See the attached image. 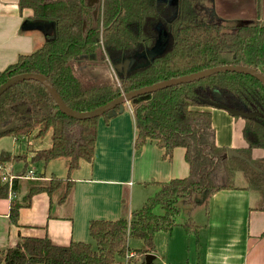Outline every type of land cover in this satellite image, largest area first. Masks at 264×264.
Instances as JSON below:
<instances>
[{
  "label": "trees",
  "instance_id": "trees-1",
  "mask_svg": "<svg viewBox=\"0 0 264 264\" xmlns=\"http://www.w3.org/2000/svg\"><path fill=\"white\" fill-rule=\"evenodd\" d=\"M18 3L21 10L29 9L33 18L53 21L54 34L39 49L19 55L15 63L0 72V85L15 75L42 74L65 105L78 112L102 107L121 93L216 66L240 65L264 74L263 26L259 29L239 27L234 32L203 42L194 36H181L177 33L178 26L184 21L195 22L191 1L181 0L173 23L175 31L171 48L166 54L126 79H120L119 84L86 85L76 74L77 59L103 53L111 57L129 53L139 44H150L151 32L146 30L160 17L156 0H55L46 5L41 0H18ZM197 87L242 93L264 110V86L248 75L237 73H218L132 99L135 150L148 139L156 140L163 148L164 156L171 158L173 149L181 147L189 166L188 176L159 184V191L128 219L90 221L89 242H72L62 247L52 244L47 237H21L15 246L0 249V264H121L123 260L145 264V255L155 251V234L170 233L178 225L179 198H183L180 204L189 205L193 203L192 196H209L219 190L235 189L234 174L245 172L241 165L252 173L250 186L262 190L264 196V171L257 173L236 158H226L227 148L215 143L212 112L206 110L205 105L196 103L194 90ZM19 105H27V111L17 116L21 124L0 137H25L37 129L35 138L49 134L50 147L37 150L30 163L46 165L65 158L68 164L65 179L51 176L44 180V176L39 174L42 179H15L10 188L8 182L0 185V198H7L9 192L15 196L9 209V220L14 225L17 224L19 210L28 207L36 194L45 193L51 197L59 193V202L68 199L73 190L71 173L81 160L91 162L93 158L99 119L80 121L65 116L46 88L29 80L10 87L0 96V128L16 115L15 108ZM102 117L105 122L109 120L106 114ZM243 137L247 147L240 149V153L251 159L256 167L259 164L263 166V159H252V151L264 150V118L245 121ZM26 159L24 155L0 153V165L21 160L27 163ZM23 186L24 195L17 199L16 196L23 192ZM182 227L186 231L194 228L190 221ZM129 239L141 241L144 248L131 249Z\"/></svg>",
  "mask_w": 264,
  "mask_h": 264
},
{
  "label": "crops",
  "instance_id": "crops-1",
  "mask_svg": "<svg viewBox=\"0 0 264 264\" xmlns=\"http://www.w3.org/2000/svg\"><path fill=\"white\" fill-rule=\"evenodd\" d=\"M223 1L229 5L238 3L243 12L252 4V0ZM216 2L218 0H201L200 4L210 6V3ZM231 17L239 16L230 14L229 18L233 20ZM238 21L243 22L241 19ZM53 34V21L33 18L29 9L19 8L18 0H0V72L15 63L19 55L39 49ZM143 51L141 48L137 55L141 56ZM94 55L75 63L76 74L86 85L109 80L102 68L105 66L104 55ZM124 58L121 57L119 62L127 65ZM25 107L16 112V121L17 116L26 110ZM205 109L212 112L217 146L235 150L247 147L243 137L244 119L223 110ZM102 116L97 123L93 158L91 162L81 160L78 168L71 173L73 190L67 200L59 202V193L51 197L45 193L36 194L28 207L19 210L17 224L14 225L9 220V209L15 196L9 192L7 198H0V249L15 246L21 237H47L52 244L62 247L72 242H89L90 221L128 219L132 212L159 191V184L188 176L189 166L181 147L173 149L171 158L164 156V150L156 140L148 139L135 150L136 131L130 103L125 104L123 112L116 116H107L109 120L106 122ZM5 137H12L14 143L21 141L13 136ZM1 145L2 142L0 153L5 152ZM263 151L253 150L252 157L264 159L261 156ZM30 158L28 156V164L21 160L0 165L3 166L0 185L7 183L1 180L3 174H19L8 170L7 166L12 163L22 162L27 169H33L29 165ZM67 164V159L60 158L43 164L40 173L33 170L43 175L44 180L51 176L65 179ZM232 181L235 189L219 190L209 196H192L193 203L180 208L178 216H185V221L177 222L178 225L170 233L155 234V251L151 254L154 259L150 264H264L263 191L251 187V178L240 171L234 174ZM23 195L24 186L23 192L16 198L20 199ZM188 221L194 228L186 231L182 224ZM160 248L164 249L162 255L157 252Z\"/></svg>",
  "mask_w": 264,
  "mask_h": 264
},
{
  "label": "flooded vegetation",
  "instance_id": "flooded-vegetation-1",
  "mask_svg": "<svg viewBox=\"0 0 264 264\" xmlns=\"http://www.w3.org/2000/svg\"><path fill=\"white\" fill-rule=\"evenodd\" d=\"M186 1H191L190 9H193V17L195 19V22L191 23L184 21L181 26H178L177 33L181 36H194L197 41L203 42L205 40L216 39L220 34H227L231 31L234 32L239 27H250L258 29L262 26L264 27V15L262 16V13L264 14V12L261 10L260 0H252V4H250L248 10L244 12L241 10V5L235 2L233 5H229V3H225L223 0L222 2L221 0H218V2L216 3H210V6H206L200 4L201 0ZM180 4L181 0H177L176 2L174 0H156V7L158 8L160 17L146 30V32H151L149 33L150 37L147 35L150 38V44H139L129 53L110 55L113 58V61L118 62L121 57H134L135 53L141 52V48L149 49L153 47L155 42L159 39L162 30H165L170 37L169 47L164 53L166 54L171 48L172 40L174 37L173 32L175 31L173 23L177 18ZM230 14H234L235 16L239 17H231L233 18V20H230ZM239 19H241L243 22H239ZM142 45L145 48L142 47ZM133 68L134 65L131 67V69ZM132 71L133 70H131V72ZM134 72L135 71H133V73ZM194 92L196 94L195 101L198 104L211 103L217 106H223L224 108L226 106L232 112L250 115L251 118L244 119L245 121H253L258 118H264V110L261 107H258V103H256L252 98L243 95L242 93L230 90L220 91L217 88L204 87H197L195 88ZM203 105H205L206 108L210 107L223 110L232 115L225 109L211 107L207 104ZM257 166V170H255L257 173L264 171V169L262 168L264 165L262 166L261 164H259Z\"/></svg>",
  "mask_w": 264,
  "mask_h": 264
},
{
  "label": "water",
  "instance_id": "water-1",
  "mask_svg": "<svg viewBox=\"0 0 264 264\" xmlns=\"http://www.w3.org/2000/svg\"><path fill=\"white\" fill-rule=\"evenodd\" d=\"M174 1L176 2L177 0H174ZM260 1H261V10L264 12V0H260ZM49 3H51V0H44V2H42L43 5H46ZM169 39H170L169 34L165 30H162L161 35L159 39L155 42L154 46L149 49H144L142 54H140L141 56L137 55L138 53H135L134 57L124 58L126 60V61L124 60L125 61L124 63H127V65H123L119 61L114 62L112 60V57H109L112 60V62L111 60L107 61L105 60L106 59L105 56H102V59L104 60V63H105V66L102 68H104V71H106V73L109 76L108 78L109 80L107 82H111V83L114 82L112 73H114L119 79L120 78L126 79L130 74L133 73V71H137L139 69L148 67L157 58H160L165 53V51L169 47V41H170ZM86 57H95V55L92 54V55L80 56L77 59V61H79L82 58H86ZM140 57H142L141 61L139 60ZM133 65H134V68L131 69ZM131 70L133 71L131 72ZM218 73H237V74L248 75L256 79L258 82H260L264 86V74L258 72L257 70H254L249 67L240 66V65H224V66H216L210 69H206V70H203L197 73L181 76L178 78H172V79H169L163 82L152 84L150 86L136 89L129 93H121L118 98L112 100L111 102L105 104L104 106L90 110V111H86V112H78V111L72 110L69 107H67L65 103L63 102V100L61 99V97L59 96V94L57 93L54 86L47 79V77L39 73H36V74L25 73V74L8 77L6 81L0 85V96L7 89H9L10 87L20 82L33 80V81L39 82L46 88L49 95L55 102L58 110L69 118L82 121V120H88V119H93V118H99L103 114H107V116L111 118V117L116 116L118 113L123 112L124 105L130 103L131 100L136 97L146 95V94H151V93L164 90L167 88L177 87L183 84H189L192 82H196V81H199L201 79L207 78L209 76H212ZM204 104H207L211 107L225 109L226 111H229L233 116H237L243 119L251 118L250 115H247L244 113L232 112L226 106L224 108L223 106H217L211 103H204ZM24 107L25 105H19L15 108V110L17 112L19 109L24 108ZM116 107H118V111H116ZM15 118L16 116H14L5 127L0 128V135L12 130L13 128L21 124V122H17ZM225 157L226 158H236L244 162L245 164H247L248 167H250L251 169L257 170V167H255L251 159L247 158L246 156H244L243 154H241L235 149L227 150ZM262 157L264 158V155ZM252 159L254 158L252 157ZM153 259H154L153 255L151 254L145 255V264H150L153 261Z\"/></svg>",
  "mask_w": 264,
  "mask_h": 264
},
{
  "label": "rangeland",
  "instance_id": "rangeland-1",
  "mask_svg": "<svg viewBox=\"0 0 264 264\" xmlns=\"http://www.w3.org/2000/svg\"><path fill=\"white\" fill-rule=\"evenodd\" d=\"M260 3H261V1H260ZM264 14L262 13V16H263ZM101 35V34H100ZM102 55H104L105 56V60H107L108 61V58H107V56L103 53ZM109 63V62H108ZM113 81H114V83H117V84H119V81H118V77H116V75L113 73ZM90 85V84H89ZM25 111L24 112H26L27 111V107H25ZM23 112V113H24ZM36 133H37V129H35L31 134H29L28 136H23V137H19V139L21 140L20 142H13L12 141V137H5V136H3V137H0V138H2L1 139V141L0 142H2V145H1V147H3V148H1V149H4L5 150V152H8V153H10L12 156H18V155H24V156H27V159H28V156H31V157H33L34 156V154H35V152L37 151V150H43V149H47L49 146H50V136H49V134H47L44 138H39V139H37V138H35V136H36ZM225 135V134H224ZM239 152H240V150H238ZM25 152V153H24ZM23 153V154H22ZM264 155V153L261 155V156H263ZM26 159V160H27ZM31 159V158H30ZM264 160V159H263ZM30 162V161H29ZM30 165V167H33V169H35V170H37L39 173L42 171V169H43V164L42 163H40V162H36V163H31V164H29ZM245 170V172H242V171H240V172H242V173H247V177H252V173H251V171L249 170V169H247L246 168V166L245 165H241ZM245 166V167H244ZM7 168H8V170H11L12 169V171L13 172H15V173H19V174H14V175H11V174H7V175H5V174H3L2 176H1V178L3 179V178H5L6 179V181H4V182H8V180H10V178H12V177H15V179H19V180H31L32 181V179H29L27 176H26V174L28 173V172H30L31 170H33V169H27L26 167H24L23 166V163L22 162H15V163H12V165H9V166H7ZM263 169H264V166L262 167ZM3 169V166H0V170H2ZM259 169H261V168H259ZM34 171V170H33ZM255 171V170H254ZM37 173V172H36ZM38 174V173H37ZM223 176H224V174L223 173H221ZM49 175V169L47 168V171H46V176H48ZM220 174H219V178H220ZM245 176H246V174H245ZM1 179V180H2ZM14 179V180H15ZM152 196V195H151ZM183 198H179V202H178V205H179V207L181 208V207H183V205H181L180 203H181V200H182ZM143 205V204H142ZM140 208L142 207L141 205L139 206ZM183 210H186V209H183ZM185 216H183V217H177L176 218V222H183V221H185V218H184ZM159 240V239H158ZM89 241H90V239H89ZM128 246L131 248V249H142V248H144V246H143V243L141 242V241H138V240H134V239H129L128 240ZM191 248V250H192V248H193V246H191L190 247ZM164 249L163 248H160V250H157V252L159 253V255H162V251H163ZM160 259V258H159ZM157 262H160L159 260L157 261ZM139 264H140V261L138 262ZM122 264H126V261H123V263ZM129 264H136V262L135 261H133V262H131V263H129ZM156 264V263H155ZM160 264H162V263H160Z\"/></svg>",
  "mask_w": 264,
  "mask_h": 264
},
{
  "label": "built area",
  "instance_id": "built-area-1",
  "mask_svg": "<svg viewBox=\"0 0 264 264\" xmlns=\"http://www.w3.org/2000/svg\"><path fill=\"white\" fill-rule=\"evenodd\" d=\"M26 176L29 178V179H32V180H38L40 178L39 174H37L35 171L31 170L30 172H28L26 174ZM15 177H12L10 178V180H8V183L11 184L12 180H14ZM2 181H6L5 178L2 179Z\"/></svg>",
  "mask_w": 264,
  "mask_h": 264
}]
</instances>
